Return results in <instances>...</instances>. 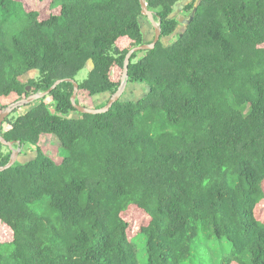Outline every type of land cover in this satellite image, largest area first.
Wrapping results in <instances>:
<instances>
[{"label": "trees", "instance_id": "1", "mask_svg": "<svg viewBox=\"0 0 264 264\" xmlns=\"http://www.w3.org/2000/svg\"><path fill=\"white\" fill-rule=\"evenodd\" d=\"M144 1L160 40L130 58L127 85L145 87L140 97L84 114L63 82L0 127L13 148L34 152L0 172V231L10 236L0 264H138L137 237L144 264H185L200 229L230 244L221 264H264V0H192L169 45L161 39L180 24L172 14L183 0ZM36 7L0 0V104L71 79L92 99L108 95L95 106L105 107L128 52L152 42L140 1ZM42 135L60 143V162L41 152ZM10 155L0 143V167ZM131 207L141 215L134 236Z\"/></svg>", "mask_w": 264, "mask_h": 264}, {"label": "rangeland", "instance_id": "2", "mask_svg": "<svg viewBox=\"0 0 264 264\" xmlns=\"http://www.w3.org/2000/svg\"><path fill=\"white\" fill-rule=\"evenodd\" d=\"M27 3H30L31 6L37 5L39 9L46 8L44 5H47L49 0H42V3H39L37 0H24ZM41 1V0H40ZM192 1V0H191ZM194 1V0H193ZM196 5L199 3L200 0H195ZM182 2V1H181ZM181 4V3H180ZM180 5L177 6V8ZM184 7V6H183ZM183 7L180 8L179 12H177V8L175 12L172 14V17H175L179 21V25L177 26L175 32L166 38H162L161 42L165 45H169L172 43L176 36H178L181 33H184L186 26L189 24L191 20V13L184 12ZM141 23V31L144 35V41L145 42H151L154 39V29L151 25V23L148 21L146 17H141L140 19ZM139 57L143 56L142 53L138 55ZM90 65L88 64L80 73L77 75L76 80L81 82L84 79L87 78ZM34 76V73H28L22 77L24 82H27L29 78ZM143 86L140 85H126V88L124 90V93L121 97V100H130L133 98L140 97L144 92ZM32 95V94H31ZM108 95H105L103 97H94L93 99L90 98L86 92H78L77 93V104L79 106H82L84 108L88 109H96L95 106L102 103L106 98H108ZM15 103L13 101V98H5L2 99L0 104V114L11 104ZM5 106V107H4ZM4 107V109L2 108ZM27 109H20L15 114H13V117L22 115ZM15 111V110H14ZM13 113V112H12ZM11 113V114H12ZM9 128L8 125H3V130H7ZM38 147L40 148L41 152L55 160L57 163L61 161L62 157H64L65 153L60 147V143L58 140L51 136V135H42L39 138L38 141ZM16 149V148H14ZM34 155L33 150L26 148H20V153L17 158V161L19 162H25L30 160ZM130 210L124 214V217L129 220V234L135 235L138 228V223L141 219V215L139 214L138 210L131 207ZM263 207H258L259 216L261 221L264 222V211ZM10 239L9 233L0 231V241L1 242H8ZM135 244V251L136 256L138 260V264H144L145 263V242L140 237H137L134 239ZM191 255L187 262L185 264H221L224 256H226L230 251V244L224 239H218L216 237H213L207 230L203 231L200 229L197 238L193 241L191 245Z\"/></svg>", "mask_w": 264, "mask_h": 264}, {"label": "water", "instance_id": "3", "mask_svg": "<svg viewBox=\"0 0 264 264\" xmlns=\"http://www.w3.org/2000/svg\"><path fill=\"white\" fill-rule=\"evenodd\" d=\"M140 1V6H141V14L145 17H147L148 21L151 23L153 29H154V39L150 44H144L138 47H135L133 49H131L128 54L125 57L124 60V66H123V72H122V76L120 79V86L118 87L117 91L113 94V96L109 99V101L107 102L106 106L100 109H88V108H84L82 106H79L78 104L75 103V99L77 97V93H78V84L71 79H65V80H59L57 82H55V84L47 91L44 93H37V94H32L24 99H21L11 105H9L1 114H0V127L2 126L4 120L17 108L28 105L36 100L42 99L43 97L47 96L57 85H59L60 83L63 82H71L73 85V93L71 96V103L73 105V107L79 112V113H84V114H90V115H95V114H101L104 113L106 111H108L110 109V107L117 102L125 88L127 85V79H128V65L130 62V58L132 56L133 53L138 52V51H145V50H151L154 48L155 44L160 40V28H159V24L156 23L154 21L153 18V14L152 12L147 10V4L144 0H139ZM189 2H191V0H183L180 4V6L177 8V12H179L180 8H182L183 6L187 5ZM0 143L3 145H6L9 150H11V155L9 158V162L4 166V167H0V172L9 169L10 167H12L16 161L17 158L19 156L20 153V148H16L14 149L12 147V143L11 142H6L2 137H0Z\"/></svg>", "mask_w": 264, "mask_h": 264}]
</instances>
